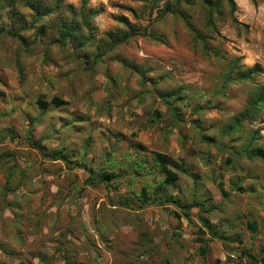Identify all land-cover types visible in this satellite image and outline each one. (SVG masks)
<instances>
[{
    "label": "rangeland",
    "instance_id": "1",
    "mask_svg": "<svg viewBox=\"0 0 264 264\" xmlns=\"http://www.w3.org/2000/svg\"><path fill=\"white\" fill-rule=\"evenodd\" d=\"M83 1L0 0V264H264V0Z\"/></svg>",
    "mask_w": 264,
    "mask_h": 264
},
{
    "label": "trees",
    "instance_id": "2",
    "mask_svg": "<svg viewBox=\"0 0 264 264\" xmlns=\"http://www.w3.org/2000/svg\"><path fill=\"white\" fill-rule=\"evenodd\" d=\"M182 1H184V0H179V2H182ZM185 1H188V0H185ZM200 1L205 5V7L209 8L210 10H212L214 7H216V2H214L213 0H200ZM85 3H86V0L83 1V4H85ZM51 104H53V105L58 107V106H63L65 104H67V103L65 101L61 100V99L55 98V99H53ZM41 105H42V107L48 106L47 102H44V101L41 102ZM155 157L157 158V162H158V160L160 162V167H161L162 174H165V179H164L162 184L163 185H165V184L166 185L167 184L168 185L174 184L177 181V176L169 168V159L165 155L160 154V153H157L155 155ZM134 165H135V169H138V168H141V167L143 168L142 163H134ZM107 176H108V180H109V179H111V176H113V175H109L108 174ZM251 228L254 231L256 230V226L255 225H251Z\"/></svg>",
    "mask_w": 264,
    "mask_h": 264
}]
</instances>
